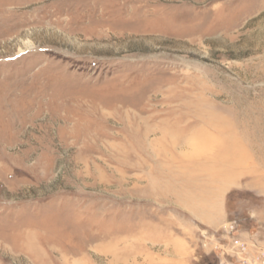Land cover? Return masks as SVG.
Returning a JSON list of instances; mask_svg holds the SVG:
<instances>
[{
	"label": "rangeland",
	"instance_id": "obj_1",
	"mask_svg": "<svg viewBox=\"0 0 264 264\" xmlns=\"http://www.w3.org/2000/svg\"><path fill=\"white\" fill-rule=\"evenodd\" d=\"M234 238L264 243V0H0V264Z\"/></svg>",
	"mask_w": 264,
	"mask_h": 264
},
{
	"label": "built area",
	"instance_id": "obj_2",
	"mask_svg": "<svg viewBox=\"0 0 264 264\" xmlns=\"http://www.w3.org/2000/svg\"><path fill=\"white\" fill-rule=\"evenodd\" d=\"M226 232L228 235L236 237L238 235V225L236 222L230 223L228 227H226ZM233 247L236 250V256L240 259L242 264H264V243L261 245H253L256 250L255 255L249 257L248 254L251 248L248 247L246 243L242 241V239H233ZM249 249V250H248ZM254 254V253H253Z\"/></svg>",
	"mask_w": 264,
	"mask_h": 264
},
{
	"label": "crops",
	"instance_id": "obj_3",
	"mask_svg": "<svg viewBox=\"0 0 264 264\" xmlns=\"http://www.w3.org/2000/svg\"><path fill=\"white\" fill-rule=\"evenodd\" d=\"M211 218L213 219V218H214V216H211Z\"/></svg>",
	"mask_w": 264,
	"mask_h": 264
}]
</instances>
